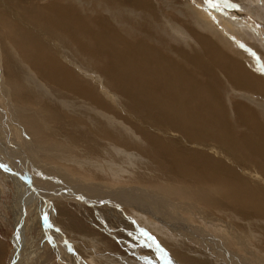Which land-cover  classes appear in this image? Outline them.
Instances as JSON below:
<instances>
[{"label": "bare ground", "instance_id": "6f19581e", "mask_svg": "<svg viewBox=\"0 0 264 264\" xmlns=\"http://www.w3.org/2000/svg\"><path fill=\"white\" fill-rule=\"evenodd\" d=\"M5 1L12 8L2 7L19 17L0 14V27L5 28L6 35L2 42L10 46L8 51L0 50L6 62L1 64L15 72L6 78L10 97L16 102L39 103L50 120L48 124L37 115H28L23 121L27 135L34 132L35 137H41L49 129L46 138L50 143L60 142L64 150L68 147L75 151L79 146H91L110 161L117 154V150L110 152L115 147L124 149L122 155L134 150L141 159L125 158L134 168H141L149 157L156 158L160 169L146 167L152 186L151 195L143 196L148 201L139 206L132 191L137 187L122 194L119 202L147 211L159 202L167 206V200L155 195H162L158 192L164 188L167 191L176 175L187 178L180 185H185L188 192L193 190L202 207L189 205L194 215L212 225L213 233L228 236L235 249L246 247L254 264H264V255L256 254L258 246L252 245L255 240L257 245L264 243V123L249 102L222 104L232 90L251 95L259 104L264 102V76L255 73L258 68H254L253 60L259 61L253 54L261 47L249 44L254 50L252 59L247 52L234 55L228 44L231 39L244 41L245 35L252 37L255 31L245 33L246 26H223L222 31L229 29L232 33L222 37L224 47H217L210 38L194 31L202 26L218 40L221 31L209 25L211 20L191 14L189 21L195 27L189 30L181 26L177 37L178 26H170L167 34L166 26H162L165 22L148 16L151 4L144 0H101L100 8L97 0H88L92 5L86 3L89 9L85 13L74 0H63L65 5L61 6L40 5L37 0ZM139 6L140 10H132ZM241 17L240 22L251 23ZM183 36L198 42L192 40L187 48H179L185 40L178 38ZM14 55L24 60L27 74L13 64ZM62 132L66 137H61ZM111 167L116 169L115 165ZM14 178L15 202L10 208L15 235L10 242L17 256L15 253L10 264L23 260L25 208L32 206V197L41 202L23 180ZM207 196L212 201L202 199ZM156 210L155 216L170 229L180 226L195 245L234 264L225 246L205 232L186 230L178 218L171 219ZM237 222L240 233L235 229ZM59 242L58 251L63 256L60 246L65 244Z\"/></svg>", "mask_w": 264, "mask_h": 264}, {"label": "rangeland", "instance_id": "374dc122", "mask_svg": "<svg viewBox=\"0 0 264 264\" xmlns=\"http://www.w3.org/2000/svg\"><path fill=\"white\" fill-rule=\"evenodd\" d=\"M37 1L40 5H65L63 0ZM74 1L81 6V10H84H82L83 13L89 9L87 4L92 5L91 1L88 0ZM144 1L151 4L150 13H152L147 15L150 17L154 15L157 22H165L161 24L166 26L167 34H170V26H178L175 29L177 37L181 35V26H186L189 30L195 27L189 21L191 14L204 17L207 22L211 20L209 25L212 23L210 26L221 31L218 34L219 39L216 40L213 38L214 34L211 30L210 33H207L202 26H197L194 29L203 37L210 38L217 47H224L225 43L222 41V37L227 38L226 33L228 35L232 33V30L229 29L227 32L222 31L223 26H246L248 30L242 27V29L247 30L245 33H250V30L253 29L255 32L252 37L245 35L244 41L231 39L228 44L234 51V55L238 56L247 52L252 57L254 50L251 51L250 45L254 44L253 46H255L257 44L259 49L261 47V50L253 54L260 58L259 61L253 57L252 59L254 60V68L256 66L258 68V70L255 69V73L261 77L264 76V55L261 54V51L264 54V0H231L232 2L227 0ZM3 2L4 0L2 2L0 0V14L3 17H17L18 19V13L14 14L13 11V14H9L8 10L2 7V4L8 6L5 4L6 1ZM97 2L98 8L102 7V1L97 0ZM140 9L139 6L132 10ZM158 9L160 10L158 11ZM241 16L246 20L249 19L251 23L240 22ZM232 18H234L233 21H231ZM222 21L227 25L222 24ZM0 26L2 25L0 24ZM5 36V28L0 27V50L8 51L10 47L7 45L8 42L5 44H3L4 41L2 42V38ZM184 37L178 38L181 41L185 40L179 45V48H187L192 40L198 42V39L191 37L188 39V36L183 39ZM198 44L196 43L194 46ZM249 55L247 58H251L248 57ZM13 58L16 61L13 64L17 66L18 70L27 74L28 67L24 60L16 55ZM1 62H5L2 56H0V264H10L15 253L17 256V252L10 242L12 236L15 235V229L12 228L13 213L11 208L15 202L14 177L21 180V176L27 177L29 182L33 184L35 191L28 189L41 202L32 197V208L30 206L25 208L27 216L23 219L25 230L22 233L24 239L21 248L23 260L18 264H228L222 255H215L207 249L204 250L195 245L188 238L187 233L184 234L180 231V226H178L180 232L175 227L170 229L159 217L155 216L158 212L156 209L171 219L178 218L182 222V228L185 227L186 230L189 228L197 229L199 234L205 232L225 246L229 255L234 257L231 261L234 264H237L242 258V264H254L253 259H249L250 257L247 255L246 247H241L240 250L235 249L228 236L222 238L213 233L212 225L206 223L198 215H194L190 206L196 205V209H202V207L195 197L196 193L193 190L188 192L184 188L185 185H180L182 181H188L187 178L176 175L167 191H164V188L158 192L162 195H155L167 200V206L159 202L153 209L147 211L119 202L122 194H126L128 190L137 187L132 191L136 192L133 198L138 199L139 206H143L142 202L148 201L143 196L151 195L152 186L150 173L146 167L160 169L161 165L156 158L149 157L144 160L145 165H142L141 168H134L133 164L125 162V158H130V156H133L134 160L141 159L134 150L130 151L133 154L129 152L122 155L124 149L115 147L110 152L117 150V154L111 157L110 161V159L105 158L103 152L95 151L91 146H79L78 150L75 151L68 149V147L64 150L65 145L60 142L50 143L46 138L49 129L46 132L43 131L41 137L39 135L35 137L34 132H31L34 136L32 134L28 136L26 133L28 130L23 123L28 115H37L45 119L48 124L50 122L49 116L42 111L39 103L16 102L10 97L11 89L6 83V78L13 76L15 72L12 67H7L6 70ZM46 87L48 88V86ZM227 101L230 104L233 101L251 103V107L257 114H260L264 123V102L259 104L251 95H242L235 90L228 93L222 104L227 103ZM12 110L16 115L11 112ZM63 119L67 120L64 117ZM35 128L43 130L42 126ZM92 129H89L90 133H93ZM168 133L172 135L170 131ZM61 137H66L64 132L61 133ZM112 165H115L116 169H113ZM123 167H127V169ZM141 169H143L142 175L140 174ZM113 174L115 175L112 176ZM196 185L198 186V184ZM86 188L88 192H85L87 191ZM141 188L143 192L138 191ZM88 197L89 199H87ZM124 198L131 202L129 198ZM202 199L212 201L208 196ZM188 206L189 211L186 209ZM40 207H43L42 210ZM45 208L49 210L45 211ZM239 225L240 223L237 222L236 232H239L237 227ZM59 240L65 244L60 246L65 254V256L63 254L64 257L58 251ZM151 241L157 245H153ZM256 242L257 240L253 241L252 244L255 247L258 246L259 252L256 254L262 253L264 255V243L257 245ZM35 250L39 252L31 254ZM226 251L222 254L226 255ZM64 259H66V263Z\"/></svg>", "mask_w": 264, "mask_h": 264}, {"label": "water", "instance_id": "95a60500", "mask_svg": "<svg viewBox=\"0 0 264 264\" xmlns=\"http://www.w3.org/2000/svg\"><path fill=\"white\" fill-rule=\"evenodd\" d=\"M20 179L25 182L27 188H29L31 191H35L34 188H33V184L28 181L27 177H22L21 176Z\"/></svg>", "mask_w": 264, "mask_h": 264}]
</instances>
